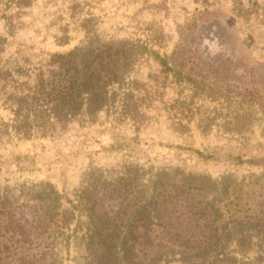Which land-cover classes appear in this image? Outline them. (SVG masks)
Returning a JSON list of instances; mask_svg holds the SVG:
<instances>
[{
	"label": "rangeland",
	"instance_id": "obj_1",
	"mask_svg": "<svg viewBox=\"0 0 264 264\" xmlns=\"http://www.w3.org/2000/svg\"><path fill=\"white\" fill-rule=\"evenodd\" d=\"M90 16L102 38H128L146 50L130 73L132 85L117 86L116 112L95 123L69 120L53 136L4 133L0 257L7 264L82 263L74 232L89 218L78 194L90 179L116 182L129 165L141 177L126 201L162 170L231 174L229 195L217 203L225 219L264 213V203L251 200H264V0H0V36L8 38L2 65L17 59L37 66L50 52L88 45L80 21ZM64 26L71 39L59 45ZM2 96L0 115L9 120ZM45 182L62 194V211L75 209L69 228H44ZM107 204L113 211L119 205Z\"/></svg>",
	"mask_w": 264,
	"mask_h": 264
},
{
	"label": "trees",
	"instance_id": "obj_2",
	"mask_svg": "<svg viewBox=\"0 0 264 264\" xmlns=\"http://www.w3.org/2000/svg\"><path fill=\"white\" fill-rule=\"evenodd\" d=\"M96 19L80 21L88 45L50 52L37 66L17 59L2 65L8 38L0 36L1 99L13 115L9 120L0 115V140L4 133L10 139L53 136L69 120L95 123L103 113L117 111V86L132 85L130 73L146 47L128 38H102L95 24L92 27ZM62 29L56 36L59 45L71 39L69 28ZM139 172L138 166L129 165L116 182L90 179L80 190L79 201L89 218L86 227L74 232L85 256L80 264H264V213H232L225 219L217 204L229 195L231 174L213 179L183 172L172 176V171L162 170L126 201ZM40 191L44 228L53 222L69 228L75 209L61 210L63 196L53 183H42ZM107 199L119 204L115 211L106 205ZM251 200L257 206L264 203ZM0 264L7 261L0 257Z\"/></svg>",
	"mask_w": 264,
	"mask_h": 264
}]
</instances>
